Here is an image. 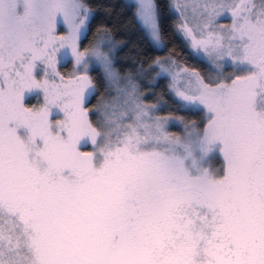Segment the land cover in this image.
<instances>
[{"label":"snow or ice","instance_id":"snow-or-ice-1","mask_svg":"<svg viewBox=\"0 0 264 264\" xmlns=\"http://www.w3.org/2000/svg\"><path fill=\"white\" fill-rule=\"evenodd\" d=\"M168 7L203 68L121 59L93 0H0V264H264V0Z\"/></svg>","mask_w":264,"mask_h":264},{"label":"trees","instance_id":"trees-1","mask_svg":"<svg viewBox=\"0 0 264 264\" xmlns=\"http://www.w3.org/2000/svg\"><path fill=\"white\" fill-rule=\"evenodd\" d=\"M93 2L100 7V11L93 22V33L97 26L107 25L112 29L118 41L128 42V46L123 48L119 54L121 59H127L132 51H138L146 61L150 58L163 57L169 53H174L189 65L204 67L202 62L189 54V49L185 46L184 40L173 31L172 24L175 21V14L168 7V0H159L164 28L163 48L160 50L153 46L143 30L133 21L134 9L131 5H128L124 0H93ZM89 39H92V34L89 35ZM67 66L62 68V71H69ZM93 75H96V73H93ZM164 88L165 81L160 80L155 90L160 92ZM32 102L34 103L35 100ZM175 129L172 128L171 130L175 131Z\"/></svg>","mask_w":264,"mask_h":264},{"label":"rangeland","instance_id":"rangeland-1","mask_svg":"<svg viewBox=\"0 0 264 264\" xmlns=\"http://www.w3.org/2000/svg\"><path fill=\"white\" fill-rule=\"evenodd\" d=\"M128 5H131L132 7H133V5H134V0H124ZM133 9H134V7H133ZM172 11V10H171ZM173 12V11H172ZM174 13V12H173ZM175 14V13H174ZM156 49H158V50H160V49H162L163 48V46H156V45H153ZM68 65V66H67ZM66 66H67V68H69V70H71V64H67ZM179 129H175V131H178Z\"/></svg>","mask_w":264,"mask_h":264}]
</instances>
